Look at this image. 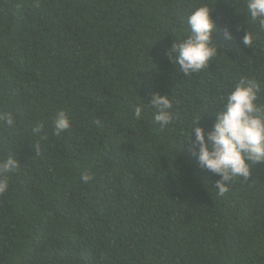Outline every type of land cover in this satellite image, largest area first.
Returning <instances> with one entry per match:
<instances>
[{"label": "trees", "instance_id": "1", "mask_svg": "<svg viewBox=\"0 0 264 264\" xmlns=\"http://www.w3.org/2000/svg\"><path fill=\"white\" fill-rule=\"evenodd\" d=\"M245 3L0 0V116L15 118L0 120V159L20 162L0 194V264H264V164L220 195L187 140L241 79L264 103V30ZM202 5L221 49L184 76L168 53ZM154 93L173 105L163 128Z\"/></svg>", "mask_w": 264, "mask_h": 264}, {"label": "clouds", "instance_id": "2", "mask_svg": "<svg viewBox=\"0 0 264 264\" xmlns=\"http://www.w3.org/2000/svg\"><path fill=\"white\" fill-rule=\"evenodd\" d=\"M244 7L247 20L258 23L260 29L264 30V0H246ZM187 25V34L173 40L168 55L179 67L180 73L191 76L214 61L221 47L217 46L214 37L217 24L213 9L209 6L202 5L192 11ZM224 38L233 39L231 29L225 28ZM254 38L253 33L247 31L243 44L252 46ZM260 92L261 87L256 80L241 79L226 95L222 107L215 112V123L210 131L206 133L203 127L197 126L201 118L188 130L190 138L187 140L195 138L193 155L197 157L199 166L221 177L215 182L220 195L228 191V185L234 178L247 180L252 174V164H264V103L259 102ZM149 105L155 110V121L162 128L173 120V105L169 96L154 93ZM134 114L137 119L141 118L143 105L135 106ZM0 120H6L8 126L15 123L11 113L0 116ZM52 126L57 136L71 127L66 111L56 113ZM36 131H40V128ZM19 164L12 155L0 159V194L9 190V175ZM81 178L86 183L90 180L88 174H83Z\"/></svg>", "mask_w": 264, "mask_h": 264}]
</instances>
